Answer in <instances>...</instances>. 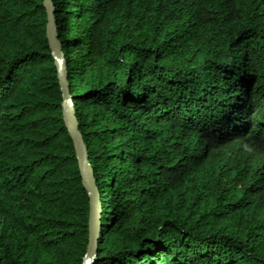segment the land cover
<instances>
[{
	"label": "trees",
	"instance_id": "obj_1",
	"mask_svg": "<svg viewBox=\"0 0 264 264\" xmlns=\"http://www.w3.org/2000/svg\"><path fill=\"white\" fill-rule=\"evenodd\" d=\"M45 0H0V264H83L90 199ZM102 206L93 264H264V0H51Z\"/></svg>",
	"mask_w": 264,
	"mask_h": 264
},
{
	"label": "water",
	"instance_id": "obj_2",
	"mask_svg": "<svg viewBox=\"0 0 264 264\" xmlns=\"http://www.w3.org/2000/svg\"><path fill=\"white\" fill-rule=\"evenodd\" d=\"M44 6L47 10V38L56 57L55 65L57 67L59 84L63 94L62 112L64 121L74 142L78 157L79 169L82 176V182L89 193L90 199V240L87 253L83 259V264H93L102 206L95 184V179L93 177L92 168L87 161V148L79 132L78 124L74 116L72 96L69 92V84L67 80L66 62L64 60L61 44L55 31L51 0H45Z\"/></svg>",
	"mask_w": 264,
	"mask_h": 264
}]
</instances>
